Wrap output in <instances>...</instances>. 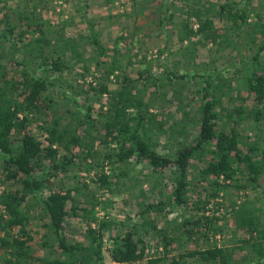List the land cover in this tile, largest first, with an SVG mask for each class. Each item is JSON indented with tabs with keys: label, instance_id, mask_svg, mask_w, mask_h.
<instances>
[{
	"label": "rangeland",
	"instance_id": "rangeland-1",
	"mask_svg": "<svg viewBox=\"0 0 264 264\" xmlns=\"http://www.w3.org/2000/svg\"><path fill=\"white\" fill-rule=\"evenodd\" d=\"M226 1L45 0L35 15L46 37L52 41L45 47V56L50 63L55 51L60 49L67 68L62 73L45 71L41 67L42 58L34 64L30 62L38 76L49 79L45 94L49 93L53 102L48 104L50 108L46 105L43 110L30 114L25 131L45 142L46 122L54 118L63 126L70 125V133H77L81 141L79 146L60 147L55 162L44 158L36 166L34 177L45 185L39 191L30 192L21 207L29 219L26 231L32 239L26 244L24 256L19 257L14 249L4 245L3 240L12 242L18 238L26 242L27 237L22 236L20 226L0 230V264H50L55 260H69L58 249L50 222L39 205L41 199L59 190H72L75 199L67 205L70 214L63 232L69 244L85 247L90 244L87 222L92 214L95 213L99 221L111 222L109 229L103 232V260L97 264H120L111 260L112 237L128 231L133 233L136 241L143 240L147 244L146 259L133 264H148V260L155 258H165L160 264H172L173 259L185 252L214 246L225 249L229 264H264V257L243 243L249 238L248 232L236 227L235 209H246L261 221L264 230V188L249 182L247 175L241 183L246 187L239 190L228 187L219 197H211L212 188L200 175L206 160H195L188 177V204L177 207L171 201L177 186L174 167L156 172L148 163L136 158L125 164H109L105 159L115 150V145H107L104 140L110 94L119 92L125 77L133 88L146 94V101L153 100L150 107L155 125L151 140L158 153L173 156L196 138L208 76H212L214 90L220 86V90L215 91L217 100L221 99V105L216 107L219 127L228 133L232 129L238 130L244 146L256 143L264 149V112L259 123L254 112L264 109V104L260 105L253 97L246 101L237 97L239 94L247 96L244 88L252 72L253 55L264 39L257 36L256 45L251 44V35L244 33L248 29L233 32L226 28V19L214 17L216 8ZM234 1L247 6L250 23L257 21L258 13L264 22V0ZM35 5L36 0L30 3L27 0H0V86L4 90L8 82L24 80L23 67L19 64L30 60L26 58L29 51L26 52L24 44L41 35L39 32L33 34L37 25L31 22L29 29L28 21L21 19L32 13ZM190 8L200 9L214 20L215 27L222 30L221 34L227 35L228 40L221 46L211 41L202 43L200 35L181 41L185 36L184 22L195 31L199 27L195 19H186ZM10 27H14L13 34L8 33ZM26 31L29 33L27 40L22 42L21 32ZM4 34H8L7 37H3ZM94 35L104 47V55L92 44ZM34 49V56L29 54L30 58L37 55ZM260 62L264 63V52ZM112 69H115L114 73L108 76ZM149 76L159 78V87L148 84ZM105 83L108 92L101 94V86ZM89 108L92 109L91 118L87 117ZM25 131L14 135V140L17 141ZM62 162L68 163L66 171L50 177L47 170L54 163ZM102 174L110 177V187L102 186L98 181ZM18 189H22L21 183L7 178L4 157L0 155V216L3 220L10 216L1 199ZM160 202L166 205L148 210V206ZM73 208H77L78 216H74ZM202 217L218 219V232L210 231L205 236L208 228L203 221L201 232L192 239L182 235L184 219L195 221ZM92 227L98 228V223H93ZM166 237L174 239L167 250L164 248L168 242ZM183 262L220 264L197 258H186Z\"/></svg>",
	"mask_w": 264,
	"mask_h": 264
},
{
	"label": "trees",
	"instance_id": "trees-1",
	"mask_svg": "<svg viewBox=\"0 0 264 264\" xmlns=\"http://www.w3.org/2000/svg\"><path fill=\"white\" fill-rule=\"evenodd\" d=\"M32 1L27 0V3ZM44 3L45 0H36L33 12L21 17L22 20L28 21L27 27L29 29L32 25L31 22L37 25L33 34L38 32L41 34L40 37L31 38L29 42L24 44V47L27 48L26 52L29 51L30 56L33 55L34 47L37 54L35 57L30 58L27 52L25 54L26 58L30 60H27V63L22 62L19 64L23 67L24 80L21 83L8 82L6 90L3 86H0V155L4 157L7 178L14 179L22 185L21 190L6 193L1 199V203L6 208L10 219L3 220L0 216V230L5 231L8 228L20 226L22 236L27 237L26 242L18 238H15L12 242L3 240L4 245L14 249L19 257L24 256L25 253L23 252L27 250L26 244L32 239L26 231L29 219L23 214L22 204L26 201L30 192L39 191L45 185L43 181H39L34 177L36 166L44 158L55 162L60 147L68 148V144L79 146L81 141V137L77 133H70V125L63 126L60 120L54 118L46 122L47 138L45 142L39 141L34 135L25 131L30 114L43 110L46 105V107H49L48 104L53 102L49 97L50 94H45L49 79L38 76L36 69L31 68L30 62L34 64L37 59L42 58L43 64L41 67L45 71L52 70L62 73L67 68L65 60L62 59L64 53L60 49L55 51L57 57L55 58L54 55L53 61L50 63L45 56V47L48 44L50 46L52 41L46 37L41 23L38 22L35 16L39 7ZM245 7L234 0H228L226 3L219 5L218 9L216 8L214 17L219 16L220 19H226V28L232 29L233 32H243L248 29L244 33L247 36L251 35V44L256 45L257 38L264 39L263 17L258 13L256 15L257 21L250 23V15ZM186 15V19L189 21L195 19L199 27L195 31L194 28L188 27V22H184L185 36L181 37V41L191 40L193 36L200 35L202 43L211 41L212 44L221 46L228 40L229 37L221 34L222 30L215 27L214 20L203 14L200 9L190 8ZM13 32L14 27H10L8 33L13 34ZM28 34V31L21 32L22 42L27 40L26 36ZM7 35L4 34L3 37H7ZM92 44L96 46L102 55L105 54L104 47L95 35ZM55 48H59V46H55ZM263 52L264 41L261 46H258L253 55L252 72L247 78L244 88L247 96L242 97L240 94L237 96L243 101L253 97L260 105L264 104V63L260 62ZM114 71L115 69H112L108 72V76L113 74ZM144 77L143 75L142 78ZM147 82L149 85L151 83L152 86L159 87L157 83H160V80L149 76ZM213 90L214 81L212 76H208L203 90L196 138L190 144L175 152V155H162L154 148L151 140L152 127L155 125L153 119L155 116L151 112L153 100H147V102L145 100L146 94L137 91L136 87L133 88L129 84V79L125 77L119 92L110 94V104L106 112L107 119L104 122V140L107 145H115V150L107 154L105 159L109 164H125L130 159L136 158L148 163L156 172H164L174 167L177 175V186L172 192L171 201L177 207L188 204V193L190 191L188 177L191 165L195 160H206L205 167L200 171V175L202 180L208 182L211 186V197H219L221 192L228 187H233L236 190L246 187L247 185L241 184L243 176L246 175L249 182L255 184L256 187L264 188V183H261L264 178V149L256 143L245 144L244 146L242 135L238 130L232 129L228 133L225 129L219 127V113L216 107L221 105V99L217 100L215 91L220 90V86L217 85L216 90L212 92ZM17 91H20L19 94ZM106 92H108V85L105 83L101 86L100 93L104 94ZM91 110L89 108V112H87L88 118H91ZM254 112L255 120L259 123L262 120L264 109H255ZM19 131H25V133L15 141L14 135L19 134ZM66 163H54L47 170L50 177H55L58 172L66 171ZM98 181L102 186H111L110 177L106 174L99 176ZM72 193V190H59L39 202L43 213L50 222L49 226L54 233L58 249L69 259L68 261L55 260L50 264H97L103 260V232L109 229L111 222L109 220L99 221L93 212L94 214L87 222L90 244L86 247L69 244L63 232L70 214L67 205L71 201L75 202ZM208 202L207 200L203 203L204 207L207 206ZM165 205V202H160L148 206V210L162 208ZM88 211L87 209L84 210L85 213H88ZM72 212L74 216H78L77 208H73ZM235 213L237 229H243L249 234V238L243 243L256 249L258 255L264 257V230L260 225L261 221L246 209H235ZM217 220L208 217L198 218L195 221L184 219L182 235L192 239L196 233L201 232L200 226L203 221H206L205 226L208 228L205 236L209 235L210 231L218 232ZM93 223H98V228L92 227ZM165 240L168 241L164 246L167 250L174 239L166 237ZM112 242V248L109 251L111 260L114 262L133 264L146 259L147 244L143 240L136 241L131 231L126 232L124 235L117 234L113 236ZM186 258H197L203 262L214 261L220 264H229L227 252L224 248L217 246L206 250L185 252L178 256V259H173L172 264H188L183 262ZM164 260L165 258H155L148 260V264H160Z\"/></svg>",
	"mask_w": 264,
	"mask_h": 264
}]
</instances>
